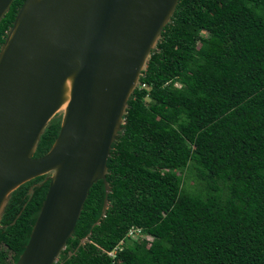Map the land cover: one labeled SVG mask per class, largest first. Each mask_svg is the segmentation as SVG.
Listing matches in <instances>:
<instances>
[{
    "label": "trees",
    "instance_id": "1",
    "mask_svg": "<svg viewBox=\"0 0 264 264\" xmlns=\"http://www.w3.org/2000/svg\"><path fill=\"white\" fill-rule=\"evenodd\" d=\"M23 1L1 20L0 47ZM59 129L55 117L34 158ZM106 166V211L98 181L55 264H264V0H179ZM48 184L10 195L0 264L24 251ZM131 229L146 240L119 245Z\"/></svg>",
    "mask_w": 264,
    "mask_h": 264
},
{
    "label": "water",
    "instance_id": "2",
    "mask_svg": "<svg viewBox=\"0 0 264 264\" xmlns=\"http://www.w3.org/2000/svg\"><path fill=\"white\" fill-rule=\"evenodd\" d=\"M13 2L0 0V22ZM178 2H22L0 47V221L17 188L42 176L49 184L14 264H55L98 181L106 211L111 146ZM55 117L57 138L34 158Z\"/></svg>",
    "mask_w": 264,
    "mask_h": 264
},
{
    "label": "rangeland",
    "instance_id": "3",
    "mask_svg": "<svg viewBox=\"0 0 264 264\" xmlns=\"http://www.w3.org/2000/svg\"><path fill=\"white\" fill-rule=\"evenodd\" d=\"M175 87H177V86L175 85ZM146 238H147V235H145L143 231L135 230V231H132L130 233V235L126 237V239L123 241L122 246L130 245V244H132L135 241H140V240H144L145 241Z\"/></svg>",
    "mask_w": 264,
    "mask_h": 264
},
{
    "label": "built area",
    "instance_id": "4",
    "mask_svg": "<svg viewBox=\"0 0 264 264\" xmlns=\"http://www.w3.org/2000/svg\"><path fill=\"white\" fill-rule=\"evenodd\" d=\"M143 87H144V85H141V88H143ZM135 230L140 231V229H131V230L127 233L126 237L129 236L130 233H131L132 231H135ZM119 245H122V242H120ZM118 247H119V246H118ZM115 255H116V250H114V251H112L111 253H109V256H110V257H113V256H115Z\"/></svg>",
    "mask_w": 264,
    "mask_h": 264
},
{
    "label": "clouds",
    "instance_id": "5",
    "mask_svg": "<svg viewBox=\"0 0 264 264\" xmlns=\"http://www.w3.org/2000/svg\"><path fill=\"white\" fill-rule=\"evenodd\" d=\"M175 85H176L177 87H179V85H178V84H175ZM175 85H174V86H175ZM138 87H139V85H138ZM140 230H141V229H140Z\"/></svg>",
    "mask_w": 264,
    "mask_h": 264
}]
</instances>
